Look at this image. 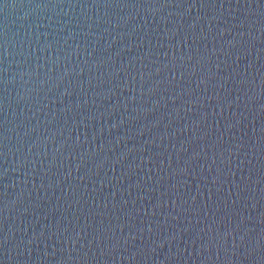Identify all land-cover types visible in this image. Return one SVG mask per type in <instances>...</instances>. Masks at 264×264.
<instances>
[{
  "label": "water",
  "instance_id": "95a60500",
  "mask_svg": "<svg viewBox=\"0 0 264 264\" xmlns=\"http://www.w3.org/2000/svg\"><path fill=\"white\" fill-rule=\"evenodd\" d=\"M0 264H264V0H0Z\"/></svg>",
  "mask_w": 264,
  "mask_h": 264
}]
</instances>
